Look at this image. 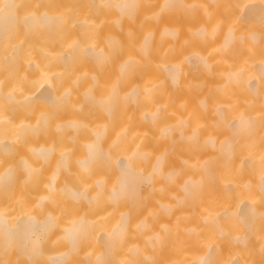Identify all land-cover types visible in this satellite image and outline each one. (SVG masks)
<instances>
[{"label":"bare ground","instance_id":"obj_1","mask_svg":"<svg viewBox=\"0 0 264 264\" xmlns=\"http://www.w3.org/2000/svg\"><path fill=\"white\" fill-rule=\"evenodd\" d=\"M0 264H264V0H0Z\"/></svg>","mask_w":264,"mask_h":264}]
</instances>
